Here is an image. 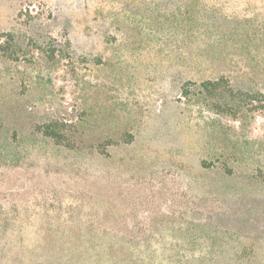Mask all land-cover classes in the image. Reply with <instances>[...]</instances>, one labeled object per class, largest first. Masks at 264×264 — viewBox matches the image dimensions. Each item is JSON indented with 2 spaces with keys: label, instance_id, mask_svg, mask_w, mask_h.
I'll list each match as a JSON object with an SVG mask.
<instances>
[{
  "label": "rangeland",
  "instance_id": "374dc122",
  "mask_svg": "<svg viewBox=\"0 0 264 264\" xmlns=\"http://www.w3.org/2000/svg\"><path fill=\"white\" fill-rule=\"evenodd\" d=\"M219 77L224 109L199 90ZM262 106L264 0H0V264L90 230L154 264H264Z\"/></svg>",
  "mask_w": 264,
  "mask_h": 264
},
{
  "label": "trees",
  "instance_id": "16d2710c",
  "mask_svg": "<svg viewBox=\"0 0 264 264\" xmlns=\"http://www.w3.org/2000/svg\"><path fill=\"white\" fill-rule=\"evenodd\" d=\"M199 90L205 93V100L214 101L216 106L223 109L230 107V102L236 99L235 90L230 88L223 77L201 82ZM261 110H264V106ZM2 130L3 126L0 122V141L1 136L3 137ZM35 132L44 141H49L56 147L66 150L77 149L76 140L69 137L67 131H64L57 122L36 126ZM4 144L8 148V143ZM0 152L4 150L0 149ZM15 221L16 219L9 217L8 214L4 216L0 214V244L3 247H13L7 241L10 237L7 230ZM40 237H42L40 242L38 241L40 248H44V244L49 241L54 245L59 243V247H53L48 251V259L51 261L47 264H154L155 260V252L120 246L121 240L117 234L112 232H93L92 230L69 231L68 233L47 232ZM126 237L122 239L125 242H127ZM37 264H43V262Z\"/></svg>",
  "mask_w": 264,
  "mask_h": 264
}]
</instances>
